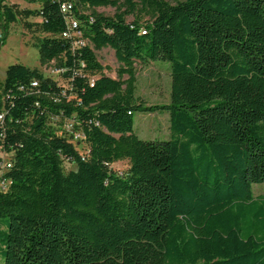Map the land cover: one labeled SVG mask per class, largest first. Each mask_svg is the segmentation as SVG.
<instances>
[{
    "label": "trees",
    "instance_id": "trees-1",
    "mask_svg": "<svg viewBox=\"0 0 264 264\" xmlns=\"http://www.w3.org/2000/svg\"><path fill=\"white\" fill-rule=\"evenodd\" d=\"M25 1L39 6L0 0V25L21 21L66 85L21 64L0 82L3 264H264V194L251 190L264 183V0ZM157 60L170 102L146 106L136 63ZM158 109L168 138L140 139L133 114ZM63 159L76 168L63 173Z\"/></svg>",
    "mask_w": 264,
    "mask_h": 264
},
{
    "label": "rangeland",
    "instance_id": "rangeland-1",
    "mask_svg": "<svg viewBox=\"0 0 264 264\" xmlns=\"http://www.w3.org/2000/svg\"><path fill=\"white\" fill-rule=\"evenodd\" d=\"M14 2L13 8L35 9L38 3H30L25 0H9ZM97 12L106 16H112L115 9L112 7H100ZM31 20H38L37 18ZM127 21L133 20V16H127ZM147 20L143 17L140 22ZM2 30V40L0 43V82L5 77L7 66L12 64H21L29 68H37L44 76L53 79L57 85H66L60 76L58 62L52 61L41 64L39 54L36 47L32 45L34 34L27 31L21 21L9 23L3 30V23L0 25ZM98 60L102 65L106 66L105 73L115 78V69L118 64L114 58L113 51L104 48L96 52ZM136 102H140L146 106H163L170 102V64L167 61H151L147 63H136ZM133 131L142 140H165L169 135V115L164 109H158L148 112H135L133 114ZM72 143L79 154L84 155L86 148L81 141V137L77 133L72 137ZM0 156L6 160L8 153L0 151ZM63 173L76 168L73 162L63 159L61 161ZM128 168L126 161H119L111 165V170L118 174H123ZM253 194H264V183L253 184L251 187ZM0 264L3 259L0 256Z\"/></svg>",
    "mask_w": 264,
    "mask_h": 264
},
{
    "label": "built area",
    "instance_id": "built-area-1",
    "mask_svg": "<svg viewBox=\"0 0 264 264\" xmlns=\"http://www.w3.org/2000/svg\"><path fill=\"white\" fill-rule=\"evenodd\" d=\"M67 8V6L65 4L61 5V10L65 11ZM71 27H75L76 26V22L75 21H71ZM75 35H78V33H74ZM63 35H67L66 33H63ZM2 30L0 29V43L2 42ZM60 71V69H59ZM61 72V71H60ZM38 85V81L33 79L31 81V86L36 87ZM21 89H23V87H21ZM6 116H7V112H6V105H5V96L2 93L1 90V86H0V151L4 152V153H8V159L4 160L1 156H0V177L2 176V174L4 173V171H6L7 169H9L10 165H11V152L9 150H7L2 142V133L5 130V127L7 125L6 123ZM31 120V119H29ZM60 119L58 117H52V121L56 122L59 121ZM11 121V120H10ZM65 129H69V125H64ZM75 135V134H74ZM77 136L81 137V134L77 133ZM7 181L5 179H1L0 180V187L1 188H5Z\"/></svg>",
    "mask_w": 264,
    "mask_h": 264
},
{
    "label": "water",
    "instance_id": "water-1",
    "mask_svg": "<svg viewBox=\"0 0 264 264\" xmlns=\"http://www.w3.org/2000/svg\"><path fill=\"white\" fill-rule=\"evenodd\" d=\"M36 125H37V123H36Z\"/></svg>",
    "mask_w": 264,
    "mask_h": 264
}]
</instances>
